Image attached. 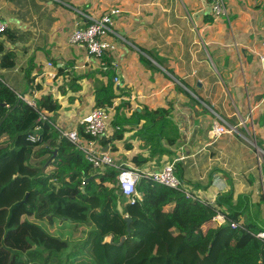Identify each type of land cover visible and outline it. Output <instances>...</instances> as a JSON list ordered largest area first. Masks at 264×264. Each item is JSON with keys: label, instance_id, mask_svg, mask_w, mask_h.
Returning a JSON list of instances; mask_svg holds the SVG:
<instances>
[{"label": "crops", "instance_id": "obj_1", "mask_svg": "<svg viewBox=\"0 0 264 264\" xmlns=\"http://www.w3.org/2000/svg\"><path fill=\"white\" fill-rule=\"evenodd\" d=\"M108 6L122 9L115 21L120 36L111 38L117 49L99 59L69 38L78 25L87 23L86 15L98 17ZM263 6L264 0H228L229 19L215 17L213 24L200 27L202 15L210 12L207 0H0V15L9 22L0 36V78L32 105L38 96L53 95L61 104L54 121L71 129L93 110L96 90L109 81L116 83L118 76L117 89L124 93L120 100L126 103L119 110L124 131L105 147L116 161L137 166L132 157L142 156L149 159L141 168L157 169L183 155L188 185L204 196L230 194L232 183H238L236 192L249 193L253 186H247L246 159L238 152L236 160L229 152L230 145L239 150L249 139L236 130L222 137L226 144L212 155L210 114L216 113L212 107L227 116L235 110L247 116L250 107L256 116L263 111ZM8 52L15 64L4 67L2 58ZM118 103L112 106L113 120ZM158 109L170 112L168 129L162 130L169 135L160 141L173 158L159 151L151 156L148 138L138 131L148 122L141 118L137 123L135 110ZM162 120L158 115L156 121ZM197 183L209 186L203 189Z\"/></svg>", "mask_w": 264, "mask_h": 264}, {"label": "trees", "instance_id": "obj_2", "mask_svg": "<svg viewBox=\"0 0 264 264\" xmlns=\"http://www.w3.org/2000/svg\"><path fill=\"white\" fill-rule=\"evenodd\" d=\"M207 1L210 12L202 15L200 27L215 21L213 0ZM110 9L106 7L105 13ZM205 39L209 41L207 35ZM3 49L0 41V53ZM142 49L152 54L146 47ZM14 64L10 52L6 53L2 65ZM183 83L199 95L191 83ZM19 94L24 95L0 78V264H191L178 247L182 250L184 243L198 249L200 242L210 246L209 264H264V237L258 236L264 232V108L258 116L253 113V120H247L244 126L236 110L227 116L212 107L247 138L255 139L263 152L247 142L239 150L232 145L229 148L236 160L238 152L244 155L247 186H253L251 192L238 193V183H232L231 193L220 194L215 205H211L189 199L182 191L151 179H142L138 184L142 199L131 202L117 184L116 169L107 167L95 174L85 154L48 120L40 119V112H46L54 121L61 104L53 95L38 96L32 105ZM121 94L124 93L117 89V84L109 81L96 90L93 109L114 106ZM125 106V102L116 106L111 134L94 138L103 147L113 137H121L125 122L120 120L119 110ZM158 115L164 120L157 122ZM169 115L167 110L159 109L134 112L137 122L147 119L142 132L150 136L147 144H151V156L158 155V151L174 155L160 141L165 133L169 135L162 131L168 129ZM210 117L215 119V114ZM153 127L160 131L152 130ZM79 131L83 134V127ZM233 134H222L216 139L210 146L211 154L216 155L226 144L223 136ZM179 135L178 132L175 141ZM132 159L138 167H144L149 158ZM177 174L188 183L182 161L177 163ZM195 186L207 189L209 184ZM217 211L226 215L224 224L213 220ZM126 216L132 218L130 235ZM240 221L241 226L232 227L233 222ZM136 227H141L145 239L136 235ZM149 234L153 246L147 244ZM124 236L127 237L121 243Z\"/></svg>", "mask_w": 264, "mask_h": 264}, {"label": "built area", "instance_id": "obj_3", "mask_svg": "<svg viewBox=\"0 0 264 264\" xmlns=\"http://www.w3.org/2000/svg\"><path fill=\"white\" fill-rule=\"evenodd\" d=\"M212 10L216 17H224L229 19L228 0H213ZM122 13L120 7H112L108 12L96 17L93 15H86L87 23L78 25L72 32L69 41L72 44L83 46L89 56L97 58L103 57L107 53H111L117 49L116 42L111 38L113 35L120 36L115 30L116 18ZM9 22L5 21L0 15V34L5 33L8 29ZM261 66L264 71V39L262 40V50L260 53ZM114 81L119 84V77L115 76ZM19 97L24 98L19 94ZM113 108L98 107L91 110L86 116L80 119L75 128L66 129L61 127L56 121L48 118L46 112H40V119L48 120L60 134L72 142L82 153L85 154L87 160L92 164L96 174L102 173L105 168L110 167L118 171V186L125 197L131 202L137 199H142V194L138 191V184L142 179H151L152 181L166 185L168 187L182 191L189 199H196L204 204L215 205L216 198L209 199L200 190L188 186L177 174V163L181 162L185 156H179L172 161L165 163L161 168H141L131 163L118 162L114 159L110 152L105 150V147L94 138L109 136L114 130L112 119ZM216 117L219 114L214 113ZM239 115V112L236 113ZM250 119L253 120V109L250 107ZM239 117V116H238ZM240 118V117H239ZM216 119V118H215ZM210 131V139L216 140L222 134L232 133L237 130L236 126L226 123V120L219 118L215 120ZM241 125L246 126V122H240ZM83 127V134L79 129ZM38 131L41 128L37 129ZM87 136L93 137L88 138ZM32 140H36L31 136ZM259 152H262L258 149ZM200 191L201 193H199ZM213 220L219 224H224L226 215L217 211ZM242 221L233 222L232 227L241 226ZM258 236L264 237V232L259 233Z\"/></svg>", "mask_w": 264, "mask_h": 264}, {"label": "rangeland", "instance_id": "obj_4", "mask_svg": "<svg viewBox=\"0 0 264 264\" xmlns=\"http://www.w3.org/2000/svg\"><path fill=\"white\" fill-rule=\"evenodd\" d=\"M264 7V6H263ZM123 102H125V101H123V100H119V104H122ZM113 115V114H112ZM116 115V114H115ZM240 118V122H241V120L242 121H247V120H249L250 119V115H247V116H243L242 114H239L238 115ZM221 117V116H220ZM219 116L218 117H216V115H215V118L217 119V120H219V118H220ZM222 118V117H221ZM215 119V120H216ZM251 120V119H250ZM137 123H139V122H137ZM226 123H228L227 121H226ZM229 124V123H228ZM143 126H145V122H144V125ZM142 126V127H143ZM142 127H140L139 129H138V131H139V133L142 135L141 137H145V135H146V137L149 139V135H147V134H144L143 132H142V130H141V128ZM249 139V143H251L252 145H253V143H254V140L255 139H253V138H248ZM254 146V145H253ZM122 151V150H121ZM261 153H263V152H261ZM261 155V154H260ZM181 156H183V155H181ZM171 158H173V156L171 157ZM173 160V159H172ZM183 161V160H182ZM96 174V173H95ZM226 180H228L227 178H226ZM189 187H190V189H191V185H188ZM199 193H201L200 191H198ZM207 198H209V197H207ZM209 199H211V198H209ZM212 200V199H211ZM135 232H136V235L139 237V238H142V236H143V239H145L144 237V235H143V232L141 231V227H136V229H135ZM196 234H197V232H196ZM150 236H152L151 234H149L148 235V239H147V244H149L150 246L152 245L153 246V244H154V241H153V239H151V237ZM149 240V241H148ZM175 242V241H174ZM209 247L210 246H208V244H206V243H204V242H200L199 244H198V249H191L190 247H188V246H185V244L184 243H182V246H181V248H182V250L178 247V250H180V252H181V254H183L185 257H187V262H189V263H193L194 262V264L196 263H200V262H202L203 264H209V259H208V254H209ZM143 256L140 254V258H142Z\"/></svg>", "mask_w": 264, "mask_h": 264}, {"label": "water", "instance_id": "obj_5", "mask_svg": "<svg viewBox=\"0 0 264 264\" xmlns=\"http://www.w3.org/2000/svg\"><path fill=\"white\" fill-rule=\"evenodd\" d=\"M123 83H124V82H120V85L123 84ZM120 85H119V86H120ZM253 145H254L257 149L260 150V148L258 147L257 142H256L255 140H254ZM56 154H57V151L54 152V156H55ZM51 160H52V158H51V159L45 164V166H47V165L51 162ZM27 196H28V194H27ZM126 221H127V231H128V235H130L131 232H132V229H131L132 218L126 216ZM126 237H127V236H124V237L122 238L121 243L124 242V240L126 239Z\"/></svg>", "mask_w": 264, "mask_h": 264}]
</instances>
